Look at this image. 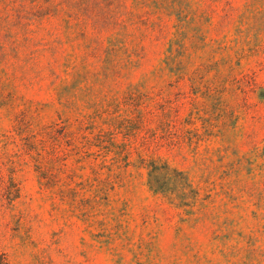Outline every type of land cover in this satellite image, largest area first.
I'll list each match as a JSON object with an SVG mask.
<instances>
[{
    "label": "rangeland",
    "instance_id": "rangeland-1",
    "mask_svg": "<svg viewBox=\"0 0 264 264\" xmlns=\"http://www.w3.org/2000/svg\"><path fill=\"white\" fill-rule=\"evenodd\" d=\"M196 1L198 25H186L175 41L185 45L180 54L174 47L184 76L179 80L166 71L160 86L181 118L196 123L186 129H197L201 139L190 143L186 133L182 144H165L157 152L189 175L199 192L193 209L152 191L137 155L129 166L114 168L109 186L96 183L104 188L100 203L86 185L77 184L94 182L96 175L76 157L67 159L66 169L47 168L46 180L35 166L23 165L1 137L11 125L9 107L32 105L36 113L41 110L43 123L59 122L55 89L67 78L62 74L53 86L47 70L51 52L26 45L22 37L14 51L7 31L12 25H0V255L11 264H264V0H229V18L227 0ZM135 4L119 0L120 13L136 12ZM175 23L173 16L162 25H127L139 44V67L104 95L122 102L131 84L165 66L180 31ZM44 28L54 33L39 34L49 46L57 37L65 41L58 55L63 59V51L71 50L65 24L55 19ZM87 84L69 94L82 102ZM208 85L222 103L207 95ZM119 109L125 107H113ZM109 173L102 170L101 179ZM201 208L208 220H190L189 211Z\"/></svg>",
    "mask_w": 264,
    "mask_h": 264
},
{
    "label": "trees",
    "instance_id": "trees-1",
    "mask_svg": "<svg viewBox=\"0 0 264 264\" xmlns=\"http://www.w3.org/2000/svg\"><path fill=\"white\" fill-rule=\"evenodd\" d=\"M135 2L136 12L128 10L125 14L120 13L119 0H0V25H12L7 31L13 40L14 51H17L16 40L20 37L28 46L44 47L46 52H51L47 66L51 84L55 86L62 74L67 78L63 85L55 89L58 104L62 107L59 109V122L45 124L39 117L41 110L36 113L32 105H24L22 109L12 103L7 115L11 125L3 130L2 141L6 147L13 146L15 156L23 159V165L35 166L42 180H46L47 168L66 169L67 159L76 157L96 175L94 182L77 183L86 185L87 191L96 194V203H100L99 193L104 189H99L96 183L109 186L114 168H121L124 162L125 166H129L133 155H137V166L148 171V185L152 191L164 194L174 202L180 200V207L193 209L199 201V192L193 187L189 175L157 156V152L165 144H182L186 133L190 143L201 139L197 129H186L187 125L196 123L192 119L185 121L181 118L180 109L174 108L164 97V87L160 86L161 81L166 80V71L174 72L179 80L184 76V62L179 54L185 45L176 42L183 35L186 25H198L194 10L198 1ZM226 3L229 8L224 9L225 17L229 18L231 3L229 0ZM1 6L5 8L1 9ZM8 7L12 8L7 12ZM173 16L177 17L174 25H179L177 28L180 31L176 39L171 40L172 47L170 55L165 58V66L143 83L131 84L122 102L117 95L111 99L104 95L106 89L115 90L121 85L122 78H127L139 67V44L127 25H162L166 17ZM55 19L65 24L66 42L71 46V50L63 51V59H59L58 55L65 41L57 37L49 46L45 38L39 37L43 29L50 37L54 36L44 26ZM15 28L17 31H14ZM176 46L179 47L177 57L174 56ZM191 46L195 48L193 41ZM191 79L196 81L195 77ZM82 82L90 84H87V94L79 102L76 94L71 96L69 92ZM212 90L208 85L207 95L222 103L221 97ZM158 91L159 98L155 99ZM114 106L125 109L115 112ZM45 153L51 156L50 160H44ZM106 169L110 173L102 180L101 171ZM79 178L82 179L83 175ZM187 199L191 201L186 203ZM206 211V208H201L198 213L190 210V220L196 223L207 221L209 216ZM0 264H11L7 255H0Z\"/></svg>",
    "mask_w": 264,
    "mask_h": 264
}]
</instances>
